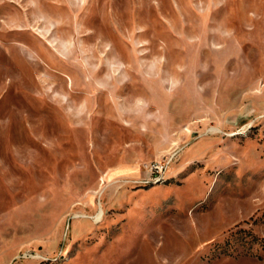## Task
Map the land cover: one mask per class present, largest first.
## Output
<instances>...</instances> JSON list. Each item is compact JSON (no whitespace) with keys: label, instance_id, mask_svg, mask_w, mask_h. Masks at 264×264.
<instances>
[{"label":"rangeland","instance_id":"obj_1","mask_svg":"<svg viewBox=\"0 0 264 264\" xmlns=\"http://www.w3.org/2000/svg\"><path fill=\"white\" fill-rule=\"evenodd\" d=\"M0 264H264V0H0Z\"/></svg>","mask_w":264,"mask_h":264},{"label":"built area","instance_id":"obj_2","mask_svg":"<svg viewBox=\"0 0 264 264\" xmlns=\"http://www.w3.org/2000/svg\"><path fill=\"white\" fill-rule=\"evenodd\" d=\"M174 158L175 154H170L161 160L143 164L142 169L151 178L150 182L160 181L168 166L174 162Z\"/></svg>","mask_w":264,"mask_h":264},{"label":"trees","instance_id":"obj_3","mask_svg":"<svg viewBox=\"0 0 264 264\" xmlns=\"http://www.w3.org/2000/svg\"><path fill=\"white\" fill-rule=\"evenodd\" d=\"M242 232L243 231H239V232H237L236 233V236L238 237V239L239 240H242L243 242H245V243H248V242H251V241H254V240H256V238H249V239H247L245 236H243V235H241L240 236V233L242 234Z\"/></svg>","mask_w":264,"mask_h":264},{"label":"bare ground","instance_id":"obj_4","mask_svg":"<svg viewBox=\"0 0 264 264\" xmlns=\"http://www.w3.org/2000/svg\"><path fill=\"white\" fill-rule=\"evenodd\" d=\"M101 215V210H99L98 217Z\"/></svg>","mask_w":264,"mask_h":264}]
</instances>
